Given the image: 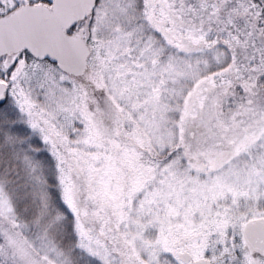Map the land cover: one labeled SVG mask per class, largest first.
<instances>
[{"label": "snow or ice", "instance_id": "obj_1", "mask_svg": "<svg viewBox=\"0 0 264 264\" xmlns=\"http://www.w3.org/2000/svg\"><path fill=\"white\" fill-rule=\"evenodd\" d=\"M0 264H264V0H0Z\"/></svg>", "mask_w": 264, "mask_h": 264}]
</instances>
